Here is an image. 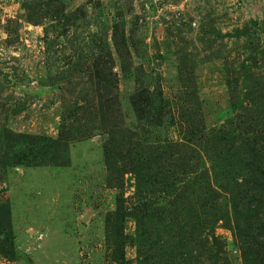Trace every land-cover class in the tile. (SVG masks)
I'll use <instances>...</instances> for the list:
<instances>
[{
	"label": "rangeland",
	"instance_id": "374dc122",
	"mask_svg": "<svg viewBox=\"0 0 264 264\" xmlns=\"http://www.w3.org/2000/svg\"><path fill=\"white\" fill-rule=\"evenodd\" d=\"M0 264H264V0H0Z\"/></svg>",
	"mask_w": 264,
	"mask_h": 264
},
{
	"label": "trees",
	"instance_id": "16d2710c",
	"mask_svg": "<svg viewBox=\"0 0 264 264\" xmlns=\"http://www.w3.org/2000/svg\"><path fill=\"white\" fill-rule=\"evenodd\" d=\"M113 37L118 41V42H123L125 37H124V33L122 31H117L114 30L113 32Z\"/></svg>",
	"mask_w": 264,
	"mask_h": 264
}]
</instances>
